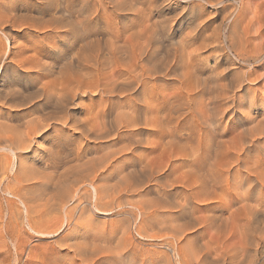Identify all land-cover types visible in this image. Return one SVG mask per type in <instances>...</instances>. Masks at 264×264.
<instances>
[{
  "label": "rangeland",
  "instance_id": "1",
  "mask_svg": "<svg viewBox=\"0 0 264 264\" xmlns=\"http://www.w3.org/2000/svg\"><path fill=\"white\" fill-rule=\"evenodd\" d=\"M73 1H75L76 3L72 2L71 4L72 6L69 9L72 16L76 15V11H78L77 6L79 4L80 5L78 6V9L79 7L85 8L84 12H86V14L89 13L91 17H93V15L94 16L97 15L98 12L101 10V9L99 10V6H96L97 5L96 1L98 3V0L96 1L86 0L87 2L83 0L85 1V3H88L89 6L88 4H83L84 2H82V0H73ZM89 2L90 3L93 2L92 3L93 5H91ZM156 2H157V8L158 7L159 8L153 12V16H154L153 18H155V21H158V19L159 20L163 19L162 21L160 20L162 24L161 23L158 24L159 26L157 28L158 29L157 33L160 34V32H163L164 36L168 37V38L167 37L163 38L162 37L163 34H162L160 38L162 37L164 40L166 39L164 41L165 44L162 43L154 44L157 46V47L154 46V48L159 49L157 50L158 56L156 57V60L158 59L157 61H159L158 63L162 67H164L165 65V69L167 68L169 74L164 76L162 74L160 76L157 75L158 76L157 81H153L155 84L153 82L150 83V85L153 88L156 86L154 89H156L157 91L160 89L158 92V96L154 97L153 100L154 103L152 102L153 103L152 105L161 106L162 111H166V114L168 116L167 119H169L167 120L168 123L166 122V125H168V128H166V130L177 129L176 130L177 136L175 135L174 138L172 137L173 139L167 136L163 141L162 136L164 137V135L162 134L165 133H161V132L159 133L156 129H153V127L151 128L150 126L149 128H147L148 126L145 127L141 125L142 127L139 126L140 132H138L136 135H131L128 131L130 128H125L122 126H120L119 128V126L111 124L113 126L109 127L110 128L109 132H111L112 130L113 132L108 134L109 136H107L106 138L102 137L99 139L91 135H88L86 137L85 135L82 134V132L85 131L88 125H86L87 127L85 126V124L82 125V121L86 118H88L90 121V119L94 116V112L99 108V104L103 101L101 97L94 92L78 94L74 98L68 99L67 103L63 106L62 111L66 112V114L70 116V119L64 122L54 121V123L51 124V127L49 129H44L33 137V140L30 142L29 147L27 149H24L22 152L19 153L16 152L17 157L15 158L11 157L9 159L8 162H10V167L12 164L11 171L15 175L12 172L7 174L8 167L4 169L2 173L0 172V180H1L0 181L1 183L0 184V264H31V263L51 264L52 262L55 263L56 260H57L56 263L58 262L57 264H63V263L64 264H97V263L99 264L100 262H101L100 264H104L105 262H106L105 264H122V263L123 264H129V263L130 264H174V263L175 264H264V199H262V197L260 198V196L264 195V185L258 186L256 181L254 179H251L252 174H254L252 172L253 165H256L257 163L256 170L259 174L263 176V178L261 179L260 178L261 175H259L260 176L259 180L261 179L260 182L262 181L261 183H264V132H263L264 130V0H208V1L207 0H202V1L156 0ZM21 3L24 4L26 8L23 9L25 11V13L23 12L24 14L21 13L20 10H17L20 8ZM43 3L44 0H0V49H1L0 67L4 65L3 63H7L8 72L15 71L18 73L16 80L17 82L16 87L18 86L22 88L26 86L27 88H23L22 91L24 92L25 95L28 96H31L33 94L34 89H36L37 86L36 82H40V81L43 82L48 80L47 78H45V75H39L38 76L39 79L35 81V77L37 75L34 74L33 69L29 67L30 66L29 62L32 61V59L34 60L39 56H40L39 58L41 59L43 58V61H45L47 57H48L47 59L49 60L50 58L51 59L56 58L59 52L62 53L64 51V44H65L64 42H66L64 39L65 35L61 33L60 29L41 28L43 26L42 23L46 24L45 21L49 20L52 16V13H47L45 12V10L37 9V7L41 6ZM158 4L160 6H158ZM75 5L76 7H74ZM82 5L85 7H81ZM10 9L12 10L13 13L10 11ZM71 9H73V11L75 12H73ZM104 9L105 8H103L100 11L101 13L99 12L100 13L99 17L103 16V18H105V15L107 16L110 15L109 17L107 16L106 17L109 19L111 18L110 21L112 20L113 23L122 19L125 24L120 23V26L126 25V22L128 24V22L131 21L129 20V18L134 20L132 14L128 13V11L126 10L119 11L117 13H114L113 15V12H111L114 11L113 9L111 8L110 9L108 8L106 10ZM71 11L73 12V14ZM90 11L93 12V13L91 12L92 15ZM19 12L20 15H25V18L23 17L24 19H22V17L18 15ZM123 13L125 14V17ZM112 18H114L115 20ZM125 20H129V21H125ZM29 23L30 24L35 23L36 27L33 28L30 27ZM100 25L102 24H99L98 26L99 27L103 26ZM112 25L113 24H110L108 26L109 27L108 29L110 28L113 29V27H115V25L114 26ZM38 26L41 29H39ZM160 27L162 28V30H160ZM115 30L117 31V27L115 28ZM163 30H166V34L165 31ZM120 31H122V27L116 33L123 37V34ZM59 33H61L60 36ZM62 39L64 40V42ZM71 40L72 39L70 38L69 41ZM159 46H162L163 48ZM161 48L164 50V53L160 52ZM180 53L182 57H180ZM162 56L164 57L162 58ZM44 57L46 58L44 59ZM15 58L16 60H24L23 62L25 63L24 64L25 67L20 68L17 67L16 64L13 65L14 63L12 62V60ZM160 59H162V62ZM170 59H172L171 60L172 64H170L171 63ZM169 69L171 71H169ZM0 76H1V68H0ZM6 83H7V79L0 77V90L3 91ZM197 90L199 93L197 92ZM200 90L204 92H201ZM126 94L125 93L120 94L121 99L119 95L115 96L116 98H114L113 101L115 103H120V102L122 103L123 100L124 102L127 101L128 99ZM202 95L204 97H201ZM213 95L216 96L214 97L215 104L217 100L216 105L212 104L214 103ZM139 96L142 95L139 94L138 97ZM122 97H125L127 100ZM160 97L163 99H160ZM208 97L209 99H207ZM251 97H253L252 99L253 102L251 101ZM199 100H201L200 101L201 103L199 102ZM209 100L210 103L206 105L205 103H208ZM230 100L234 103H232ZM169 102L170 105L168 104ZM249 102L251 104H249ZM201 104L207 106V107L205 106L203 107L206 109L205 111L206 113H203L205 115L206 114L208 115L211 112L214 113L217 109L219 111L221 110L222 112L225 111L224 109H226L225 114L224 113L222 114V112L221 111L219 112L218 110L215 112L216 114L221 113L223 117L222 115H218V114L214 115L215 120L213 122V125L214 124L216 125L218 123L216 122L218 121L216 117H219V124L221 125V126L219 124H217L218 126L216 125L218 130L221 129L219 131L217 130L218 140H216L217 137L215 135L216 141L218 142L223 141L221 143H224L232 139L234 136L239 141L237 137V133H238L237 129L239 131L243 127L245 130L242 131L243 128L241 129L244 136L242 140V142L244 143H241L242 146L249 147L252 145L254 146L256 145L255 147L259 149V151L256 148L254 149V146H252L253 148L250 147V151L249 154L247 155V159H245L247 163L250 162L249 163V165L251 164L250 168L249 165L246 164L245 160L240 167L236 166L237 167L236 168L235 167L236 163L234 162V159L232 160V157L229 155H232L233 153H237V150L232 145H230V147L228 148L233 150L232 152L229 151L228 149H225L226 148L225 146H222L221 148L223 150L220 149L221 153L219 154V156H217L218 159L221 160L223 158V161L226 164L230 160L228 165L229 167L230 166L232 167V168L230 167L231 173L232 172L237 173L235 176H231L229 181L233 182L239 176L238 177L239 179L237 178L236 181L241 179L242 180L246 179L245 182L243 183L245 185L242 184L243 185L242 186L240 184L241 187H239L237 190L240 191L241 189L240 192L238 193L237 191L235 193L231 192L232 195L231 199L228 198V194L225 195L226 191L225 192L218 191L216 192V194H218V199H214L213 201H202L200 199L194 202L192 200H189L187 202L188 204L186 203V208L184 210L186 214L185 212L181 214V212H179V208L176 207L177 209L176 208L174 209V205L178 202H183L182 199H184L183 196L185 194L186 189L184 185L180 183L179 184L176 183L172 185L168 182L169 186L167 184L164 185V183L166 182L165 180L167 178L164 177L163 179L162 176H165L169 170H172L173 174H171V176L169 177V179H167V181L173 180L178 176L179 177L183 176L182 172H185L186 170L184 164L185 159L180 157L179 153H177L176 151H174L172 155L171 153H167L166 151H164L163 148L160 146L161 144L160 142L162 141L166 142L170 139L172 140L176 139L178 141H181V144L184 145L185 144L184 138L186 137L185 134H187V130L190 129L192 125H194L193 127H197L198 125L196 123L205 121V120L201 121V119L203 118L202 112H204L202 110H205V109H199V106L200 108H202ZM213 105H215V107ZM217 106H219V108H217ZM118 107H119L118 105L116 106L114 105L113 111L114 112H117L118 110L120 111L121 108ZM207 108L210 109L209 111L211 112L207 111L208 110ZM211 108L215 110L213 111V109ZM0 109H1L0 120L2 118V122H3L1 123L0 121V123L3 125L6 124V126L7 124L8 126H10L11 123L12 125L15 126L16 123L22 122V119L17 117L22 116L24 112L21 111L27 110L24 109L21 111H16L14 108H10L8 104H6V106L0 105ZM124 110L127 111L128 109H124ZM186 111L188 113H186ZM198 111L199 113L200 112L201 113L200 114L197 113ZM230 111L231 113H229ZM194 112H196L197 117L194 116L195 115ZM228 113L231 114L230 117ZM112 114L114 115V113ZM174 114L175 116H173ZM113 115L111 116L109 115V120L113 117ZM140 115H142L141 110H139V116ZM188 116L189 117L191 116V119L187 118ZM175 117L177 118L180 117V120H178ZM195 117H196V121L198 120V122L194 120ZM3 119L5 120V122ZM176 119L178 120L177 122H175ZM118 120H124V118L122 119L119 118ZM188 120L190 124H188L189 123ZM190 120L194 124H192ZM243 120L246 121V123L243 122ZM183 121L188 125H190L189 126L190 128H188L187 124H186L187 126L185 125V123L183 124ZM251 121L253 122L254 125L252 124ZM174 122L175 124L178 123L177 126L174 125L175 127H173ZM250 122L251 124H249ZM180 123L183 125H180ZM256 123L257 126H255ZM89 124H92V121H90ZM200 124H199L200 127L202 128L205 127L204 126L205 124L204 125H202L203 123ZM246 124H249V127ZM184 125L188 129L184 128L185 127ZM229 127L231 128L229 129ZM234 127L235 129L236 128L237 129L236 130L232 129ZM256 127L259 129L261 128L260 131L258 129L256 130ZM250 128L251 130L253 129L256 130L257 132L256 133L255 131L252 130L251 134H249L251 136L256 133L254 136H251L253 138L252 140L250 139V136L248 137V133H250L249 131ZM115 129L116 131H114ZM261 130H262V134L260 133V135H258L259 132H261ZM117 131L120 133H118ZM220 131H222V133ZM245 131H247L248 133H245ZM218 132L221 134L219 135ZM223 133H225L226 136L223 135ZM1 134L2 133H0V135ZM5 134L8 135L7 132ZM118 134H123L124 136L121 139L118 138V140H116V136ZM246 134H247V138H246ZM256 135L261 136V138L260 137L258 138ZM219 136L222 139H220ZM160 137H161V141H160ZM126 138H128L129 141L126 140ZM119 140L121 142H118ZM259 140L261 144H259ZM123 141L128 144L125 143L124 145ZM247 141L249 145L247 144ZM132 142L134 144H132ZM253 142L254 144H252ZM255 142L257 144H255ZM4 143H5L4 139L0 138V147L3 146ZM259 145L261 149L258 148ZM118 149L121 152L119 154L121 156H119L117 153L114 154L113 157L115 158V160L118 159L119 163L116 160L115 163L114 162L112 163V166L110 167L111 169L109 168L105 175L104 174L99 175L97 177L98 179L97 178L94 179V176L98 175V173L94 175V169L91 166V162L94 160V158H98L102 155H105L106 153H110V152L112 153L113 150L114 152H117ZM227 150L231 154H229ZM79 151L82 153V155L80 154ZM257 151L259 152V155H261L263 158L258 156ZM77 153L80 154L81 157L78 158ZM226 154L228 155V158ZM253 155L254 158H250L251 156L253 157ZM52 156L57 158L56 166L53 168L48 167L41 169L39 171L41 175L38 176L44 177L42 178V184H34L33 188H31L30 190V193L33 195L31 196L29 195L30 197L26 196V198L30 199L26 204L29 207L30 206L32 207V209H29V211L31 212L28 211L29 212L28 213L26 212L21 200L17 199L14 196H11L9 193L10 190H12V188H15V186L14 187L12 186V184H14L13 181L15 176L21 174L20 172L25 171L24 168L22 170L19 169V163H20L19 160L25 163L24 165L26 167L28 166V168L34 171L36 164H41L44 162V159L45 161H47L48 160L47 157H52ZM132 156L133 157L136 156V157L133 158ZM123 157L127 163L123 162ZM87 158L89 159V162ZM121 160L122 163H120ZM131 160H133V162ZM257 160H260L261 163L257 162ZM145 162L146 163L148 162L150 163L149 165H151L150 166L151 168H149V166L147 167L148 170L146 168V165H144L145 166L144 167L142 164ZM231 162L232 164L234 162L233 166ZM124 163H126L127 166ZM88 165H90V168L88 167ZM119 165H121L122 167H120ZM82 166L86 168L84 169ZM123 166L125 167V169L123 168ZM245 166L248 167V170L245 169ZM260 166H262V168ZM140 167H142L141 168L142 170L140 169ZM120 168H123V173L126 174L125 181H121L120 180L121 178L119 179L118 171L120 170ZM145 168L146 171L144 172L146 174L143 172ZM152 168L155 169L156 173L152 171ZM233 168L234 169L236 168V170H234ZM260 168L262 169L261 171ZM86 169L92 171L89 174L92 175L94 182L92 177L86 178L87 175L89 176V174H87L89 171ZM138 170H140L141 172ZM149 170L152 171L153 173L150 172ZM78 171H80L82 175L85 174L86 177L85 178L73 177L80 175V172L78 173ZM126 172L128 173L130 172L129 175L131 176L129 175L127 176L128 173ZM148 172L150 173L149 175ZM245 172L248 174H246ZM154 173L155 175H153ZM113 174L114 176H112ZM151 174L152 177H150ZM34 175L36 176V174ZM132 175L134 177H132ZM243 175L244 176L247 175L248 177L247 176L244 177ZM154 176L158 178L156 179ZM117 177L118 180L122 182L120 183V185L118 184L119 187L116 184ZM131 177L132 179H130ZM145 177H147V179ZM246 177L248 178L249 182L247 181ZM79 178L81 179V181L76 180L75 182L74 179H79ZM82 179L85 181H83ZM70 181L73 182L71 183ZM127 181L128 182L131 181L130 182L131 185L130 183H126ZM157 181L158 183L157 185H155ZM160 181L161 182L163 181V183H160ZM236 181L233 183L229 182V184L234 185ZM123 183L125 184L126 187L129 185V189L127 191L126 190L120 191L121 190L120 188L125 187ZM133 184L134 186H132ZM94 185L97 188H95ZM104 185L108 186L109 188H107ZM130 187L134 188V189L131 188L133 191L130 190ZM245 187L248 188V190L250 191L249 194L250 196L248 195V198L243 197L245 192ZM260 187H263V189ZM93 188L96 189V196ZM166 188L168 190H166ZM72 189L77 190L76 192H74L73 195L74 197L68 194L69 191ZM107 190L110 191L108 192ZM128 191H130L129 192L130 194L128 193ZM104 192L107 194L105 195ZM100 193H103L104 195L103 194L101 195ZM227 193L229 192L227 191ZM43 195L44 197H42ZM258 195L260 196L257 197ZM52 196L53 198H55V201H53L54 199L52 198ZM104 196L105 198H103ZM32 197L34 198L33 200H35L36 203H33V201L31 200ZM49 197L52 199L51 201L48 200ZM111 197L113 200L107 199ZM117 197L119 198V200H117ZM240 197H243V199ZM36 199L38 200V202ZM46 199L48 200V203H46L48 204V207H46L45 204V202L47 201ZM52 201L53 204H51ZM60 201H62L63 203ZM114 201L115 202L119 201L117 202L119 204L121 201L122 203L120 204L121 207L120 206L118 207V205H116L117 203H115ZM128 201L129 202L133 201V203L131 202L128 203ZM240 201L242 203H240ZM54 202H56L55 204L58 203V205L55 206L56 208L61 206L60 208L63 210H60V208L55 210L56 208L55 207L53 208L52 206L54 205ZM134 202H137V205ZM244 202L246 203V205H244L245 204ZM40 203H42V205ZM60 203L61 205H59ZM97 203L102 205L103 208L104 206L106 207L103 209L99 204L97 205ZM102 203H105L107 205H103ZM35 204H38V208L39 210L42 211L41 212L42 214L46 213L43 216V219L36 218L37 213L33 212L36 211L37 209V208L34 209ZM49 204H51L53 208L52 210H54L53 212L54 214L53 213L52 214L54 215V219L56 218L55 220L50 215L51 212L49 211L52 210L50 209L51 206L49 207ZM47 208L49 209V211ZM67 210L69 213L67 212L66 214ZM72 211H73V215L75 216L72 215ZM193 211L195 214L193 213ZM48 212L50 213L49 215ZM32 213L35 215H33ZM192 213L194 214V216ZM64 216L67 217V219H65ZM69 216H71V218H68ZM195 216L198 217L196 218L199 219L198 221L193 220L195 219ZM45 217L48 218L51 217V219L49 218L46 220ZM50 221L52 226L49 225ZM194 223L195 225H193ZM31 224L32 225L34 224L33 228ZM56 224L58 226L57 228L55 227ZM81 224L83 225L81 226ZM171 224L174 225L176 229H178L179 225L181 226V224H183V227L185 225L184 227L186 228L185 235H187V238L182 239L178 237L177 234H174V236H172L173 232L175 231H172L173 226ZM53 225L55 228L53 227ZM49 226L54 228L55 233H53L54 230L53 229L51 230L50 229L51 227ZM170 226L172 229L170 228ZM61 227L64 232L69 231L66 234H70V235L67 236L63 235V231ZM31 228L33 229V231ZM83 229L84 230L87 229L88 233L90 234H88L87 231H84ZM111 229L114 233H111L112 232ZM39 230L45 231V234L35 233L36 231ZM72 232L74 233L78 232V236L80 237L78 238L77 233L74 234ZM83 232L85 235L83 234ZM72 234L74 235V237L71 238L70 236H73ZM101 234L104 236H102ZM100 235L102 237H105L108 240V242H106V239L102 237L101 239L103 240H101ZM175 235L177 237H175ZM87 236H91V237L87 238ZM68 237L71 238L70 239L71 241L66 240L69 239ZM62 238L64 239V241H62L63 240ZM96 238L97 241L94 242V239L96 240ZM56 240L58 241L57 243ZM89 241L91 242L90 246H89L90 243ZM73 242L76 243L75 245H73L74 247L72 246ZM81 242H85L87 246H85L86 245L85 243L80 244ZM105 242L107 244H105ZM94 243H97L99 246ZM65 244L68 245L66 246ZM100 244L102 246L104 244L107 246L104 245L103 251L102 252L99 251L98 253L97 252L98 250H102ZM118 244H120L121 246L120 245L118 246ZM78 245L79 248L85 250L88 249L89 247L92 248V245L97 246V248L95 247L96 249L93 248L94 250L91 249V251L90 249H88L89 252L88 250L87 252L89 254L84 250L82 251L80 250L82 253L80 252L75 254L74 249L75 246L78 247ZM118 247L121 250L125 247L124 248L125 250L123 249L124 251L121 252ZM84 252L85 255L87 256L84 255ZM111 252H114V254L112 253L113 254L112 255ZM93 253L95 254L93 255ZM79 254L82 255V259L84 260L79 259L78 257ZM71 255L73 256L71 257ZM89 255L92 256V258L88 259L87 257H89ZM101 255H103L104 257Z\"/></svg>",
  "mask_w": 264,
  "mask_h": 264
},
{
  "label": "bare ground",
  "instance_id": "2",
  "mask_svg": "<svg viewBox=\"0 0 264 264\" xmlns=\"http://www.w3.org/2000/svg\"><path fill=\"white\" fill-rule=\"evenodd\" d=\"M86 1V0H85ZM85 1L82 0V2H84L83 4H88V3H85ZM96 1V0H95ZM191 1V0H190ZM194 1V0H192ZM198 1H202V0H198ZM208 1V0H207ZM13 2V1H12ZM72 2H75L73 0H44V3L37 7V9H42V10H45V12L47 13H52V16L49 20L45 21L46 24L42 23L43 26L41 28H58L60 29L61 33L65 35V41L63 40V42L65 43L64 44V51L61 53L59 52L57 54V57L54 58V59H47L46 57H44L45 61H43V58H35L34 60L32 59V61L29 62L30 64V68L33 69V72L34 74H36L37 76L35 77V81H37L39 79V75H45V78H47L48 80L46 81H40V82H36L37 83V86H36V89H34L33 91V94L31 96H28V95H25L24 92L22 91L23 88H27L26 86L20 88V87H16L17 85V75L18 73L17 72H8V64L7 63H3L4 65H2L1 68V76L2 78H6L7 79V83L5 84L4 86V89L3 91L0 90V105H5L8 104V106L10 108H14L16 111H21V110H24V109H27L26 111H21V112H24L22 114V116L20 117H17V118H21L22 119V122L20 123H14V125H11L6 126V124H1L3 123L2 122V118H1V125H0V133H2L0 135V138L4 139V145L0 147V172L2 173L4 169H6L8 167V173H11V168H12V164H11V167H10V162L9 159L11 157H17L16 155V152L19 153V152H22L24 149H27L29 147V144L30 142L33 140V137L35 135H37L38 133H40L42 130L44 129H49L51 127V124L54 123V121H66V120H69L70 119V116L66 114V112L62 111V108L63 106L67 103V100L68 99H71V98H74L75 96H77L78 94H84V93H87V92H94L96 93L98 96L101 97L102 101L100 104H99V108L94 112V116L90 119V121H92V124H89V119L86 118L82 121V125L85 124L88 125V127L85 129V131L82 132L83 135H85L86 137L88 135H91V136H95L96 138H106L107 136H109L108 134L112 133L113 130L111 132L110 131V128L111 124H114L116 126H122V127H125V128H130L128 131L131 135H136L139 131V126L143 125V126H148L147 128H149V126L153 129H156L159 133H165V134H162L164 135V137L162 136V140L164 141L165 137H169V138H174L175 135L177 136L176 134V130H166V128H168V125H166V122L168 118L167 114H166V111H162L161 109V106H153L152 104L154 103L153 100H154V97L155 96H158V92L159 90L157 91L156 89H154L150 83H152L153 81H157V75H168V71H167V68L165 69V65L164 67H162L156 60V57L158 56L157 54V50H159L158 48H154V44L156 43H162V44H165L163 38L165 37L164 36V33L163 32H160V34H158V24L162 22H160V20L158 19V21H155V18H153V12L158 9L157 8V2L156 0H98V3L96 1V6H99V10L105 8L104 10L106 9H113L114 11H111L113 12V15L114 13H117L119 11H122V10H126L128 11V13L132 14L134 20H132L131 18H129V20H125V21H129L128 24L126 22V25H123V26H120V23L122 24H125L123 22V20H118L117 22L113 23L112 20L110 21L109 16L105 15V18L102 17H99V14L100 13L98 12L97 15H93V17L90 16L89 13L86 14V12H84L85 8H80L78 9V5L77 6V10L76 11V15L75 16H72L69 9L71 8V4ZM87 2V1H86ZM76 3V2H75ZM90 3V2H89ZM93 3V2H92ZM92 3H90L91 5H93ZM95 4V2H94ZM11 5V4H10ZM16 5V4H15ZM74 5V4H73ZM77 5V4H76ZM76 5L74 7H76ZM225 5V4H224ZM5 6V5H4ZM13 6V5H12ZM27 6V5H26ZM87 6V5H86ZM89 6V4H88ZM87 6V7H88ZM158 6H160L158 4ZM216 6V5H215ZM2 7V6H1ZM81 7H85V6H81ZM103 7V8H101ZM108 7V8H107ZM17 8V7H16ZM25 8L24 4H20V8L17 9V10H20L21 13H25V11L23 10ZM5 9V8H4ZM26 9V8H25ZM76 9V8H74ZM96 9V8H95ZM94 9V10H95ZM7 10V9H6ZM73 11V9H71ZM88 10V9H87ZM97 10V9H96ZM10 11L12 12V10L10 9ZM15 11V9H14ZM71 11V12H72ZM232 11V10H231ZM20 12H19V16L22 17V19L25 18V15H20ZM39 12V11H38ZM75 12V11H73ZM72 12V14H73ZM92 11H90L91 13ZM236 12V11H235ZM10 13V12H9ZM13 13V12H12ZM11 13V14H12ZM23 13V14H24ZM93 13V12H92ZM91 13V15H92ZM109 13V11H108ZM107 13V14H108ZM156 13V12H155ZM96 14V13H95ZM103 14H104V11H103ZM120 14V13H119ZM118 14V15H119ZM124 14V13H123ZM16 15V14H15ZM102 15V14H101ZM112 15V16H113ZM117 15V16H118ZM18 16V17H19ZM107 16V17H106ZM116 16V14H115ZM128 16V15H127ZM126 16V17H127ZM161 16V15H160ZM12 17V16H10ZM24 17V18H23ZM124 17H125V14H124ZM129 17V16H128ZM121 18V16H120ZM123 18V16H122ZM225 18V17H224ZM114 19V18H112ZM127 19V18H126ZM115 20V19H114ZM163 20V19H162ZM161 20V21H162ZM23 21V20H22ZM229 23V22H228ZM30 24V23H29ZM41 24V23H39ZM99 24H102L100 26L102 27H99L98 25ZM110 24H113L112 26L115 25V27H113V29H108L109 25ZM54 25V26H53ZM30 27H36V24L35 23H31L29 25ZM40 26V25H39ZM38 26V27H39ZM37 27V28H38ZM111 27V26H110ZM117 27V31L122 27V34H123V37L119 34H117L115 28ZM164 27V26H163ZM39 27V29H41ZM36 29V28H35ZM160 30H162V28L160 27ZM167 30V29H166ZM166 30H163L165 31V34H166ZM59 31V32H60ZM115 32V33H114ZM119 32V33H120ZM59 33V36L60 34ZM169 33V32H168ZM167 33V34H168ZM121 34V33H120ZM158 34V35H156ZM163 34V36H162ZM58 36V34H57ZM160 36H162L160 38ZM63 37V36H62ZM167 37V36H166ZM165 37V38H166ZM208 37V36H207ZM70 38L72 39L71 41ZM168 38V37H167ZM226 39V38H225ZM168 40V39H167ZM8 42V41H7ZM161 44V45H162ZM159 45V44H158ZM226 45V44H225ZM10 46V45H9ZM165 46V45H164ZM157 47V46H156ZM159 47H162V46H159ZM163 48V47H162ZM160 49V52H163L164 53V50L163 49ZM165 48V47H164ZM180 49V48H179ZM257 49V48H256ZM196 50V49H195ZM1 51V49H0ZM178 51V50H177ZM44 52V51H43ZM256 52V51H255ZM55 53V52H54ZM57 53V52H56ZM257 53V52H256ZM51 55V54H50ZM163 55V54H162ZM178 55V54H177ZM161 56V55H160ZM159 56V57H160ZM239 56V55H238ZM17 57V56H16ZM164 56H162L163 58ZM180 57L181 56V53H180ZM243 57V56H242ZM10 58V57H9ZM178 58V57H177ZM244 58V57H243ZM12 59V58H11ZM161 62H162V59H160ZM172 59H170L171 61ZM178 60V59H177ZM11 61V60H10ZM24 60H16L13 59L12 63L13 65L16 64L17 67H25L24 66ZM59 61V62H58ZM157 61V62H156ZM167 61V60H166ZM168 62V61H167ZM9 63V61H8ZM170 63V62H169ZM168 63V65H169ZM28 64V63H27ZM172 64V61L171 63ZM175 64V63H174ZM12 65V66H13ZM167 67V66H166ZM176 67V66H175ZM10 68V67H9ZM172 68V67H171ZM18 69V68H17ZM174 70V68H173ZM172 70V72H173ZM206 70V69H205ZM169 71H171L169 69ZM29 75V74H28ZM34 81V82H35ZM154 83V82H153ZM155 84V83H154ZM227 86V85H226ZM201 88V87H200ZM199 88V89H200ZM236 89V88H235ZM202 90V89H201ZM200 90V91H201ZM205 90V88H204ZM198 92V90H197ZM201 92H204V91H201ZM126 94L127 96V99L125 97H122V98H125L127 101L121 103H115L113 101L114 98H116L115 96L119 95L120 94ZM199 93V92H198ZM142 95V96H139L138 95ZM161 94V93H160ZM163 94V93H162ZM197 94V93H195ZM202 94V93H201ZM200 94V95H201ZM211 94V93H209ZM118 96V97H119ZM198 96V95H196ZM210 96V95H209ZM212 96V95H211ZM236 96V95H235ZM117 97V98H118ZM129 97V98H128ZM200 97V96H199ZM201 97H204L203 95ZM216 97L213 95V98ZM157 98V97H156ZM195 98V97H194ZM198 98V97H197ZM211 98V99H213ZM119 99V98H118ZM120 99H121V96H120ZM160 99H163L160 97ZM159 99V100H160ZM209 99V97L207 98ZM218 99V98H217ZM253 97H251V101H252ZM117 100V99H116ZM156 100V99H155ZM191 100V99H190ZM202 100V99H201ZM199 100V102L201 101ZM204 100V99H203ZM235 100V99H234ZM228 101V100H227ZM231 101V100H230ZM256 101V99H255ZM153 102V103H152ZM166 102V101H165ZM232 102V101H231ZM230 102V103H231ZM253 102V101H252ZM201 103V102H200ZM203 103V101H202ZM205 103V102H204ZM210 103V100L208 103H205L206 105ZM234 103V102H232ZM236 103V102H235ZM170 105V102L168 103ZM199 104V103H198ZM212 104H215V98H214V103ZM216 104H217V100H216ZM215 104V105H216ZM249 104H251L249 102ZM254 104V103H253ZM114 105H118L121 109L120 111L118 110H115L117 112H114ZM165 105V103H164ZM186 105V104H185ZM200 105V104H199ZM201 104V107L199 106V109H205L203 108L204 106L207 107L206 105H203ZM215 105H213L215 107ZM232 105V104H231ZM255 105V104H254ZM209 106V105H208ZM235 106V105H234ZM118 107V108H119ZM168 107V106H167ZM212 107V106H211ZM228 107V106H227ZM231 107V106H230ZM117 108V109H118ZM184 108V107H183ZM188 108V107H187ZM209 108V107H208ZM207 108V109H208ZM217 108H219V106H217ZM124 109H128L127 111H125ZM213 109V108H211ZM235 109V108H234ZM232 109V110H234ZM139 110H141L142 112V115L139 116ZM166 110V109H165ZM210 109H208L207 111H209ZM215 109H213L214 111ZM218 110V109H217ZM216 110V111H217ZM226 111V109H224ZM1 111V109H0ZM201 111V110H200ZM204 112L203 113H206V109L205 110H202ZM215 111V112H216ZM219 111V110H218ZM221 111V110H220ZM219 111V112H220ZM225 111H221L222 114L224 113L225 114ZM211 112V111H209ZM210 113V114H203L205 116V119H204V116L202 115V120H205L203 122H200V123H203L202 125H204L205 127L202 128L199 126V122L198 120L196 121V112L194 116L195 117V121L198 122L196 123L194 120V122L198 125L197 127H193L194 125H192V127L190 128L188 124H190L189 120H188V124L185 123L183 121V124L185 123V125L187 124L188 125V129L185 125L184 128H187V134L186 137L184 138L185 139V144L182 145L181 144V141H178L176 139L172 140H168L166 142H160V146L163 148L164 151H166L167 153H172L174 151H176L177 153H179V156L182 157L183 159H185V167H186V170L185 172H182L183 173V176L181 177H177L173 180H168L169 177L171 176V174H173L172 170H169L168 173L165 175V176H162L163 179L164 177H166L167 179L165 180L166 182L164 183V185H168V182L170 184H176V183H180V184H183L186 191H185V194L183 196L184 199L183 202H178L174 205V209L177 207L179 208V212H181V214H183L185 211V208H186V203L189 201V200H192V201H197V200H202V201H213L214 199H218V194H216V192L218 191H221V192H225V195L228 194V198H232V195H231V192L235 193L239 187H241V185L245 182L246 179H241V180H237V177L236 178V183H234V185H230L229 184V179L231 176H235L237 173L236 172H232L231 173V170H230V167L228 165V163H224L223 161V158L220 160L218 159L217 156H219V154L221 153L220 152V149H222L221 147L222 146H225L224 148L225 149H228L230 147V145H232L236 150H237V153H233L232 155H229L232 157V160L234 159V162L236 163L235 167H240L243 163H244V160L247 159V155L249 154V151H250V147L254 146H249V147H243L241 143H244L242 142L243 140V132L245 129L243 128V130L241 131V129L238 131L237 129V137L239 139V141L236 139V137L232 136L230 140L224 142V143H221L223 141H216L218 140V137H217V124H219V117H216L218 119V122L216 125L214 124L213 125V122H214V115L216 113ZM114 113V115L112 114ZM186 113H188L186 111ZM191 113V111H190ZM199 113V111L197 112ZM201 113V112H200ZM199 113V114H200ZM231 113V111L229 112ZM228 113V114H229ZM237 113V112H236ZM18 114V113H16ZM177 114V113H176ZM218 114V113H217ZM216 114V115H217ZM221 113L218 114V115H222ZM233 114V113H232ZM235 114V113H234ZM109 115H113V117L109 120ZM188 115V114H187ZM231 114H229V117H230ZM236 115V114H235ZM18 116V115H17ZM175 116V114L173 115ZM179 116V115H177ZM246 116V115H245ZM3 117V116H2ZM9 117V116H8ZM181 117V116H180ZM180 117L177 118L178 120H180ZM200 117V116H198ZM223 117V115H222ZM234 117V116H233ZM249 117V116H247ZM6 118V117H5ZM116 118H124V120H118ZM185 118V117H184ZM187 118H190L191 119V116L187 117ZM186 118V119H187ZM193 118V117H192ZM246 118V117H245ZM261 118V117H260ZM9 119V118H7ZM175 120V122H177L178 120ZM185 119V121H186ZM221 119V118H220ZM242 119V118H241ZM4 120V119H3ZM200 120V119H199ZM222 120V119H221ZM220 120V121H221ZM231 120V119H230ZM246 120V119H244ZM246 123V121H244ZM251 120V119H249ZM191 121V120H190ZM232 121V120H231ZM254 121V120H253ZM5 122V120H4ZM7 122V121H6ZM18 122V121H17ZM173 124V127L177 126L178 123ZM248 122V121H247ZM252 122V121H251ZM251 122L249 124H251ZM168 123V122H167ZM182 123V122H181ZM180 125H183L181 124ZM192 123V121H191ZM261 123V122H260ZM194 124V123H192ZM240 124V122H239ZM249 124H246L248 127H249ZM253 124V122H252ZM175 125V126H174ZM201 125V124H200ZM214 127H212V126ZM220 125V124H219ZM254 125V124H253ZM196 126V125H195ZM216 126V127H215ZM221 126V125H220ZM231 126V125H230ZM240 126V125H239ZM255 126H257V123L255 124ZM142 127V126H141ZM233 127V125H232ZM246 127V128H248ZM251 127V126H250ZM254 127V126H253ZM259 127V126H258ZM260 127H261V124H260ZM118 128V129H119ZM178 128H179V125H178ZM221 128V127H220ZM223 128V127H222ZM231 127H229L230 129ZM255 128V127H254ZM4 129V130H3ZM113 129V128H112ZM117 129V130H118ZM124 129V128H123ZM145 129V128H144ZM226 129V128H225ZM234 130V128H232ZM259 130V128L256 127V130ZM263 129V127H262ZM126 130V129H125ZM146 130V129H145ZM180 130V129H179ZM221 130V129H219ZM218 130V131H219ZM227 130V129H226ZM247 130V129H246ZM253 130V129H252ZM251 128L249 129L250 133H248L247 131H245V133H248V137L250 136L249 134H251L252 132ZM256 130H253L256 132ZM116 131V129L114 130ZM124 131V130H123ZM126 131V132H128ZM147 131V130H146ZM164 131V132H163ZM182 131V130H181ZM186 131V130H185ZM8 133V135H6L5 133ZM118 132V131H117ZM148 132H151V131H148ZM184 132V131H183ZM222 133V131H220ZM224 132V131H223ZM226 132V131H225ZM228 132V131H227ZM264 132V130H263ZM116 133V132H115ZM120 133V132H118ZM125 133V132H124ZM168 133V134H167ZM221 133L218 132V134L220 135ZM257 133V132H256ZM255 133V134H256ZM260 133L262 134V130L261 132H259L258 135H260ZM42 134V133H41ZM117 134V133H116ZM228 134H231V133H228ZM235 134V133H234ZM233 134V135H234ZM254 134V133H253ZM254 134V135H255ZM126 135V134H125ZM129 135V134H128ZM174 135V136H173ZM183 135V134H182ZM215 135L217 137V139L215 140ZM223 135H225V133H223ZM236 135V134H235ZM254 135H251V136H254ZM256 135L258 138L261 136H258ZM124 135L123 134H118L116 136V140L121 139ZM222 136V135H221ZM226 136V135H225ZM224 136V138H225ZM231 136V135H230ZM250 136V139L252 140L253 138ZM94 137V138H95ZM129 137V136H127ZM131 137V136H130ZM220 137V136H219ZM168 138V139H169ZM177 138V137H176ZM179 138V137H178ZM180 138H181V135H180ZM183 138V136H182ZM223 138V139H224ZM246 138H247V134H246ZM257 138V139H258ZM131 139V138H130ZM220 139H222L220 137ZM219 139V140H220ZM249 139V138H248ZM246 139V140H248ZM125 140V139H123ZM126 140H128V138H126ZM183 140V139H182ZM250 140V141H251ZM129 141V140H128ZM160 141H161V137H160ZM256 141V140H254ZM118 142H121L120 140ZM252 142V141H251ZM250 142V143H251ZM124 145L126 142H124ZM183 143V142H182ZM194 143V144H193ZM128 144V143H126ZM132 144H134L132 142ZM181 144V145H180ZM247 144L249 145L248 141H247ZM254 144V142L252 143ZM255 144H257L255 142ZM259 144L260 143V140H259ZM130 145V144H129ZM245 145V144H244ZM147 146V145H146ZM256 146V145H255ZM254 146V149L256 148ZM157 147V146H156ZM124 148V147H123ZM131 148V147H130ZM253 148V147H252ZM251 148V149H252ZM260 148V145L259 147ZM263 148V147H262ZM224 149V151H225ZM257 149V148H256ZM261 149V148H260ZM223 150V149H222ZM229 151H233L231 149H228ZM227 150V152H228ZM259 151V149H257ZM82 151V150H81ZM254 151V150H253ZM257 151V152H258ZM262 151V150H261ZM80 152V151H79ZM123 152V151H122ZM127 152V151H126ZM129 152V151H128ZM131 152V151H130ZM226 152V153H227ZM263 152V151H262ZM59 153V152H58ZM118 155L121 153L118 149L117 152H113L111 153H106L105 155H102L98 158H94V160L91 162V166L93 167L94 169V175L96 173H98V175H95L94 176V179L97 178L99 175H105L106 172L108 171V169L112 166V163L118 162V159L115 160V158L113 157L114 154H117ZM223 153V152H222ZM229 153V152H228ZM251 153V152H250ZM253 153V152H252ZM80 154L82 155V153L80 152ZM80 154L77 153V157H81ZM231 154V153H229ZM261 154V152H260ZM255 155V154H254ZM254 155L253 157L251 156L250 158H254ZM263 155V154H262ZM59 156V155H58ZM121 156V155H119ZM227 158H228V155L226 154ZM258 156L262 157L261 155H259V152H258ZM60 157V156H59ZM66 157V156H65ZM83 157V156H82ZM85 157V156H84ZM133 157V156H132ZM136 157V156H135ZM133 157V158H135ZM256 157V156H255ZM259 157V158H260ZM48 160L45 161L44 159V162L41 163V164H36L35 165V169L34 171L30 168H28V166L26 167L22 161L19 160V169H23L25 171H22L20 172L21 174H18L17 176H15L14 178V184H12V186L15 188H12V190H10V195L11 196H14L16 197L17 199H20L21 202L23 203V206L26 210V212L29 211V209H32V207L30 208L26 203H28V201L30 200L29 198H26V196L30 197L31 194L30 193V190L31 188H33L34 184H42V178L44 177H41V176H38V175H41V173L39 172L41 169H44V168H53L56 166V163H57V158L52 156V157H47ZM86 158V157H85ZM132 158V159H133ZM263 158V157H262ZM120 159V158H119ZM249 159V158H248ZM60 160V159H59ZM88 162H89V159L87 158ZM86 160V162H87ZM141 160V159H139ZM226 160V159H225ZM253 160V159H252ZM262 160V159H261ZM133 162V160H131ZM135 161V160H134ZM17 162V160H16ZM123 162H126V160H124V157H123ZM144 162V160H143ZM233 162V164H234ZM246 162V160H245ZM256 162V160H255ZM257 162H260V160H257ZM46 163V164H45ZM119 163V162H118ZM117 163V164H118ZM122 163V160L121 162ZM127 163V162H126ZM124 163V164H126ZM146 163V162H145ZM142 163L143 166L146 165V168L149 166V168H151L149 165L150 163ZM250 162H246V164L249 165ZM252 163V162H251ZM261 163V162H260ZM259 163V165H260ZM263 163V162H262ZM116 164V165H117ZM130 164V162H129ZM141 164V163H140ZM141 164V165H142ZM232 164V162H231ZM232 164V166H233ZM254 164V162H253ZM246 165V166H248ZM258 165V166H259ZM14 166V164H13ZM30 166V165H29ZM97 166V167H96ZM115 166V165H114ZM118 166V165H117ZM120 167H122L121 165H119ZM127 166V164H126ZM134 166V165H133ZM142 166V167H143ZM245 166V169L248 170V167ZM251 164L249 165V168H250ZM256 166H257V163L256 165H253V173L252 174V177L251 179H254L257 183V185L259 186H263L264 183H261L260 180L263 178V176L261 174H259L256 170ZM31 167V166H30ZM84 169L86 167L82 166ZM88 167L90 168V165H88ZM96 167V168H95ZM140 167V169L142 168ZM145 167V166H144ZM184 167V168H185ZM236 167V168H237ZM262 168V166H260ZM34 168V167H32ZM113 168V167H112ZM118 168V167H116ZM123 168L125 169V167L123 166ZM123 168H120V170L118 171V176H119V179L121 181H125L126 179V174L123 173ZM128 168V167H127ZM126 168V169H127ZM146 168L144 171H146ZM232 168V167H231ZM236 168L234 170H236ZM243 168V167H242ZM260 168V171L262 170ZM39 169V170H38ZM111 169V168H110ZM135 169V168H134ZM167 169H168V166H167ZM178 169V168H177ZM232 169V170H233ZM244 169V168H243ZM82 170V169H81ZM88 170V169H86ZM84 170V171H86ZM114 170H115V167H114ZM118 170V169H117ZM142 170V169H141ZM148 170V168H147ZM151 170V169H150ZM149 170V171H150ZM233 170V171H234ZM239 170V169H237ZM242 170V169H241ZM259 170V169H258ZM32 171V172H30ZM89 171V172H88ZM87 174H89L90 172H92L91 170H88ZM129 171V170H127ZM140 171V170H138ZM152 171L155 172V169L152 168ZM150 171V172H152ZM176 171V170H175ZM246 171V170H245ZM251 171V170H249ZM248 171V172H249ZM61 172V171H60ZM68 172V171H67ZM80 171H78L79 173ZM133 172V171H131ZM137 172V171H136ZM141 172V171H140ZM142 172V174H143ZM152 172V173H153ZM166 172V171H165ZM238 172V171H237ZM13 173V172H12ZM16 173V171H15ZM66 173V172H65ZM114 173V172H113ZM128 173V172H126ZM145 173V172H144ZM156 173V172H155ZM155 173L153 175H155ZM241 173V172H240ZM246 173V172H245ZM14 174V173H13ZM36 174V176L34 175ZM69 174V173H68ZM92 174V173H91ZM109 174V173H108ZM107 174V175H108ZM112 174V173H111ZM110 174V175H111ZM130 174V172L127 174V176ZM141 174V173H140ZM146 174V173H145ZM144 174V175H145ZM150 173L148 172V175ZM242 174V173H241ZM248 174V173H246ZM12 175V174H11ZM15 175V174H14ZM13 175V176H14ZM43 175V174H42ZM76 175V174H74ZM109 175V176H110ZM250 175V174H249ZM254 175V176H253ZM261 175V177L259 176ZM64 176V174H63ZM114 176V174L112 175ZM131 176V175H129ZM143 176V175H142ZM244 176V175H243ZM247 176V175H245ZM244 176V177H245ZM73 177H82V178H85V174L82 175L81 172H80V175H77V176H73ZM88 177H92V175L89 174V176L87 175L86 178ZM111 177V176H110ZM132 177H134L132 175ZM132 177L130 179H132ZM152 177V174L151 176ZM155 177V176H154ZM161 177V176H159ZM241 177V176H240ZM248 177V176H247ZM246 177V178H247ZM259 177L261 178L259 180ZM100 178V177H99ZM116 178V176H115ZM147 179V177H145ZM156 178V177H155ZM154 178V179H155ZM158 178V177H157ZM156 178V179H157ZM234 178V177H233ZM93 179V177H92ZM91 179V180H92ZM94 179H93V182H94ZM98 179V178H97ZM101 179V178H100ZM108 179V178H107ZM114 179V178H113ZM134 179V178H133ZM232 179V178H231ZM239 179V178H238ZM3 180V179H2ZM44 180V179H43ZM67 180V179H66ZM75 182L76 180H80L81 179H74ZM73 180V181H74ZM83 180V179H82ZM90 180V181H91ZM104 180V179H102ZM250 180V179H249ZM1 181V180H0ZM72 181V182H73ZM79 181V182H80ZM85 181V180H83ZM99 181V180H98ZM121 181L118 180V177H117V180H116V184L120 185V183H122ZM155 181V180H154ZM159 181V179H158ZM158 181L156 182L155 185H157ZM233 181V182H235ZM243 181V182H242ZM247 181H248V178H247ZM253 181V180H251ZM250 181V182H251ZM71 182V181H70ZM71 182V183H72ZM131 181H127L126 183H130ZM151 182V180H150ZM149 182V183H150ZM233 182H230V183H233ZM238 182V183H237ZM249 182V181H248ZM96 183V182H95ZM160 183H163V181ZM1 184V183H0ZM75 184V183H74ZM73 184V185H74ZM124 184V183H123ZM147 184V183H146ZM241 184V185H240ZM247 184V182H246ZM249 184V183H248ZM254 184V182H253ZM97 185V184H96ZM116 185V186H117ZM118 185V187H119ZM128 185V184H126ZM131 185V183H130ZM154 185V184H153ZM161 185V184H160ZM245 185V184H243ZM242 185V186H243ZM8 186V185H7ZM95 186V185H94ZM106 186V185H104ZM103 186V188H104ZM110 186V185H109ZM125 186V184H124ZM134 186V184L132 185ZM167 186V187H168ZM255 186V184H254ZM75 187V186H74ZM86 187V186H85ZM107 188H109L108 186H106ZM117 187V188H118ZM160 187V186H159ZM166 187V186H165ZM250 187V186H249ZM95 188H97L95 186ZM111 188V187H110ZM113 188V186H112ZM130 187V190L134 189ZM252 188V187H251ZM263 189V187H260ZM259 188V189H260ZM83 189V188H82ZM94 189V188H93ZM122 190H128L129 189V185L126 187H122L120 188ZM160 189V188H159ZM250 189V188H249ZM2 190V189H1ZM7 190V189H6ZM98 190V189H97ZM105 190V189H104ZM117 190V189H116ZM163 190V189H161ZM160 190V191H161ZM166 190H168L166 188ZM243 190V189H242ZM253 190V189H252ZM251 190V191H252ZM77 190L76 189H72L69 191L68 194L70 195H74V192H76ZM101 191V190H100ZM99 191V192H100ZM108 191V190H107ZM110 191V190H109ZM108 191V192H109ZM119 191V192H120ZM133 191V190H132ZM159 191V192H160ZM227 191L229 193H227ZM241 191V189H240ZM240 191H237L240 192ZM102 192V191H101ZM115 192V191H113ZM117 192V191H116ZM118 192V193H119ZM130 191H128L129 193ZM162 192V191H161ZM260 192V191H259ZM262 192V191H261ZM94 193H95V196H96V189H94ZM105 193V192H104ZM127 193V192H126ZM127 193V194H128ZM165 193V192H164ZM163 193V194H164ZM243 193V191H242ZM98 194V193H97ZM101 195L103 193H100ZM107 193H105L106 195ZM122 194V193H121ZM125 194V192H124ZM130 194V193H129ZM250 194V191L248 190V188L245 187V192H244V196L243 197H246L248 198V195ZM258 194V193H257ZM30 195V196H29ZM69 195V196H70ZM104 195V194H103ZM109 195V194H108ZM119 195V194H118ZM237 195V194H235ZM240 195V194H239ZM261 195V194H260ZM260 195H258L257 197H259ZM55 196V195H54ZM62 196V195H61ZM65 196V195H64ZM83 196V195H82ZM110 196V195H109ZM107 196V197H109ZM250 196V195H249ZM264 196V195H263ZM263 196H260V198ZM44 197V195L42 196ZM74 197V196H73ZM235 197V196H234ZM233 197V199H234ZM237 197V196H236ZM243 197H240L243 199ZM39 198V197H38ZM37 198V199H38ZM41 198V197H40ZM50 198V197H49ZM48 200L51 201L52 199L50 198ZM53 198V196H52ZM69 198V197H67ZM105 198V196L103 197ZM114 198V197H113ZM120 198H121V195H120ZM226 198V197H225ZM239 198V197H238ZM237 198V199H238ZM34 198L32 197L31 200L33 201V203H36L35 200H33ZM36 199V200H37ZM55 201V198H53ZM58 199V197H57ZM56 199V200H57ZM60 199V197H59ZM62 199V198H61ZM77 199V198H76ZM102 199V198H101ZM107 199H112L111 198H107ZM241 199V200H242ZM259 199V198H258ZM257 199V200H258ZM39 200V199H38ZM37 200V202H38ZM43 200V198H42ZM47 200V199H46ZM45 200V201H46ZM48 200L45 202L48 203ZM67 200V199H66ZM70 200V199H69ZM104 200V199H103ZM113 200V199H112ZM117 200H119V198L117 197ZM136 200V199H135ZM240 200V199H239ZM27 201V202H26ZM53 201L51 204H53ZM58 201V200H57ZM56 201V202H57ZM109 201V200H108ZM231 201V200H230ZM234 201V200H233ZM245 201V200H244ZM56 202H54V205L53 208L55 206L58 205L55 204ZM62 202V201H60ZM107 202V201H106ZM105 202V203H106ZM111 202V201H110ZM115 202V201H114ZM112 202V203H114ZM119 202V201H117ZM115 202V203H117ZM123 202V201H122ZM127 202V200H126ZM131 202V201H130ZM128 201V203H130ZM235 202V201H234ZM237 202V200H236ZM248 202V200H247ZM31 203V202H29ZM50 203V202H49ZM63 203V202H62ZM65 203V202H64ZM105 203H102L103 205H107ZM133 203V201L131 202ZM136 205H137V202H134ZM229 203V202H228ZM231 203V202H230ZM240 203H242L240 201ZM245 203V202H244ZM263 203V202H262ZM5 204V203H4ZM21 204V203H20ZM42 205V203H40ZM44 204V203H43ZM51 204H49V207L51 206ZM99 203H97L98 205ZM120 204L121 201H120ZM119 203H117L116 205H118V207L120 206ZM125 204V203H124ZM127 204V203H126ZM188 204V203H187ZM190 204V202H189ZM206 204V203H205ZM40 205V206H41ZM61 205V203L59 204ZM67 205V204H66ZM96 205V206H97ZM100 205V204H99ZM110 205V204H109ZM134 205V204H133ZM209 205V204H208ZM207 205V206H208ZM246 205V203L244 204ZM243 205V206H244ZM51 206V210L53 209ZM102 207V205H100ZM131 206V205H130ZM152 206V205H151ZM188 206V205H187ZM242 206V207H243ZM46 207H48V204H46ZM61 206L59 207H55L57 210L58 208H60ZM106 206H104L105 208ZM121 207V206H120ZM137 207V206H136ZM38 210H37V209ZM45 208V207H44ZM84 208V207H83ZM103 208V207H102ZM103 208V209H104ZM176 208V209H177ZM34 209H36V211H33L34 213H37V216L36 218L37 219H40L42 218L43 219V216L46 214H42L41 210H39L38 208V204H35V207ZM46 209V208H45ZM48 209V208H47ZM73 209V208H72ZM85 209V208H84ZM141 209V208H140ZM148 209V208H147ZM151 209V208H150ZM60 210H63L60 208ZM59 210V211H60ZM75 210V209H74ZM73 210V211H74ZM100 210V209H99ZM106 210V209H105ZM142 210V209H141ZM49 211V209H48ZM71 211V209H70ZM73 211H72V215H73ZM195 211V210H194ZM193 211V213H194ZM263 211V210H262ZM31 212V211H29ZM28 212V213H29ZM47 212V211H46ZM51 212V214L49 213ZM48 212V215L50 214L51 217H53L54 219V210L52 211H49ZM68 210L66 211V214H67ZM106 212V211H105ZM163 212V211H162ZM192 212V211H191ZM248 212V211H247ZM53 213V214H52ZM56 213V211H55ZM62 213V211H61ZM69 213V212H68ZM86 213V212H85ZM148 213V212H146ZM192 213V214H193ZM255 213V212H254ZM257 213V212H256ZM31 214V213H30ZM33 214V213H32ZM58 214V213H57ZM81 214V213H80ZM79 214V215H80ZM83 214V213H82ZM133 214V213H131ZM130 214V215H131ZM186 214V212H185ZM195 214V213H194ZM193 214V216H194ZM29 215V214H28ZM35 215V214H33ZM46 215V216H48ZM59 215V214H58ZM62 215V214H61ZM69 215V214H68ZM71 215V216H72ZM78 215V216H79ZM85 215V214H84ZM105 215V214H104ZM57 216V215H55ZM71 216H69L68 218H71ZM75 216V215H73ZM198 216V215H197ZM197 216H195V219L193 220H199V219H196L198 218ZM254 216V215H253ZM51 217H49L51 219ZM59 217V216H58ZM57 217V218H58ZM65 217V216H64ZM134 217V216H133ZM213 217V216H212ZM27 218V217H26ZM46 220L49 219L48 217H45ZM60 218V217H59ZM192 218V217H191ZM194 218V217H193ZM34 219V218H33ZM56 219V218H55ZM54 219V220H55ZM65 219H67V217H65ZM210 219V218H208ZM215 219V218H214ZM217 219V218H216ZM222 219V218H221ZM220 219V220H221ZM58 220V219H57ZM56 220V221H57ZM61 220V219H60ZM59 220V221H60ZM70 220V219H69ZM68 220V221H69ZM75 220V219H74ZM223 220V219H222ZM253 220V219H252ZM43 221V220H42ZM41 221V222H42ZM78 221V220H77ZM144 221V220H143ZM40 222V220H39ZM38 222V223H39ZM44 222V221H43ZM42 222V223H43ZM49 222V221H48ZM64 222V220H63ZM67 222V221H65ZM71 222V221H70ZM195 222V221H194ZM206 222V221H205ZM251 222V221H250ZM37 223V224H38ZM53 223V222H52ZM59 223V222H58ZM61 223V222H60ZM196 223V222H195ZM195 223L193 225H195ZM27 224V223H26ZM35 224V223H34ZM33 224V225H34ZM66 224V223H65ZM69 224V223H68ZM76 224V223H75ZM78 224V223H77ZM136 224V223H135ZM32 225V224H31ZM33 225H32V228H33ZM49 225H51V221L49 223ZM55 225V224H54ZM53 225V227H54ZM83 224H81L82 226ZM172 225V224H171ZM178 225V224H177ZM176 225V226H177ZM52 226V225H51ZM49 226V227H51ZM60 226V224H59ZM67 226V225H66ZM73 226V225H71ZM173 227V230L172 231H175L173 232V235L174 234H177L178 237L182 238V239H185L187 238V235L186 234V228L185 225L183 227V224H181V226L179 225V228L176 229V227H174V225H172ZM31 227V226H30ZM36 227V226H34ZM51 227L50 229L54 230V228L58 227L57 224L56 226L53 228ZM76 227V225H75ZM73 227V228H75ZM84 227V226H83ZM107 227V226H106ZM187 227V225H186ZM31 228V229H32ZM38 228V227H37ZM40 228V227H39ZM42 228V227H41ZM127 228V227H126ZM171 228V226H170ZM171 228V229H172ZM189 228V227H188ZM35 229V228H34ZM44 229V228H43ZM48 229V228H47ZM62 229V227H61ZM60 229V230H61ZM69 229V227H68ZM77 229V228H76ZM149 229V228H148ZM158 229V228H157ZM160 229V228H159ZM200 229V227H199ZM59 230V229H58ZM57 230V231H58ZM80 230V229H79ZM84 230V229H83ZM105 230V229H104ZM33 231V229H32ZM48 231V230H46ZM63 231V229H62ZM84 231H87L88 233V230H84ZM106 231V230H105ZM112 231V229H111ZM139 231V230H138ZM143 231V230H142ZM155 231V230H154ZM171 231V232H172ZM44 232V233H43ZM52 232V231H51ZM69 232V231H67ZM67 232H64L63 231V235L67 236V235H70V234H66ZM81 232V231H80ZM79 232V233H80ZM103 232V231H101ZM126 232V231H125ZM163 232V231H162ZM191 232V231H190ZM35 233H39V234H45V231H36ZM47 233V232H46ZM55 233V230L54 232ZM74 233V232H72ZM77 233V236H78V232ZM74 233V234H76ZM111 233H114L113 231ZM122 233V232H121ZM143 233V232H142ZM141 233V234H142ZM165 233V232H164ZM18 234V233H17ZM51 234V233H50ZM57 234V233H56ZM60 234V233H59ZM84 234V232H83ZM90 234V233H88ZM103 234V233H102ZM101 234V235H102ZM140 234V233H139ZM163 234V233H162ZM73 235V234H72ZM85 235V234H84ZM100 235V239L102 236ZM62 236V235H61ZM64 236V237H65ZM76 236V235H75ZM106 236V235H105ZM141 236V235H140ZM170 236V235H169ZM45 237V236H44ZM48 237V236H47ZM71 238L74 237L73 236H70ZM80 236H78L79 238ZM86 237V236H85ZM88 237H91V236H87ZM107 237V236H106ZM146 237V236H145ZM149 237V236H148ZM147 237V238H148ZM159 237V236H158ZM175 237H177L175 235ZM173 237V238H175ZM54 238V237H53ZM69 238V237H68ZM71 238L69 239H66V240H70ZM98 238V237H97ZM97 238L96 240L94 239V242L97 241ZM102 238H105V237H102ZM120 238V237H119ZM132 238V237H131ZM63 239V238H62ZM86 239V238H85ZM91 239V238H90ZM93 239V238H92ZM106 239V238H105ZM122 239V238H121ZM61 240V239H59ZM74 240V239H73ZM76 240V239H75ZM88 240V239H87ZM103 240V239H101ZM112 240V239H111ZM180 240V239H179ZM64 241V239L62 240ZM71 241V240H70ZM81 241V239H80ZM84 241V240H83ZM93 241V240H92ZM105 241V240H104ZM123 241V240H122ZM128 241V240H126ZM168 241V240H167ZM178 241V240H177ZM181 241V240H180ZM184 241V240H183ZM190 241V240H189ZM58 241L56 240V243ZM67 242V241H66ZM65 242V243H66ZM87 242V241H86ZM90 242V241H89ZM102 242V241H100ZM106 242H108V240L106 239ZM105 242V244H107ZM61 243V242H60ZM59 243V244H60ZM72 243V242H71ZM70 243V244H71ZM84 244L85 242H81L80 244ZM116 243V242H115ZM64 244V243H63ZM69 244V245H70ZM76 243L73 242L72 246L75 245ZM86 244V243H85ZM91 242L89 243V246H90ZM93 244V243H92ZM96 245H98L97 243H94ZM102 244V243H101ZM100 244V247L102 248V250H98L97 252L99 253V251H103V246L105 245H101ZM123 244V243H121ZM171 244V243H170ZM66 246L68 244H65ZM117 245V244H116ZM120 244H118L119 246ZM126 245V244H125ZM77 246V245H76ZM75 246V249H74V252L75 254L76 253H80L82 250L86 251L88 249H93V248H97V246H93L92 245V248H88V249H81L79 248V245L78 247ZM83 246V245H82ZM87 246V244L85 245ZM99 246V245H98ZM107 246V245H105ZM121 246V245H120ZM64 247V246H62ZM74 247V246H73ZM98 247V248H100ZM110 247V246H109ZM113 247V246H112ZM179 247V246H178ZM71 248V247H70ZM83 248V247H82ZM85 248V247H84ZM87 248V247H86ZM95 248V249H96ZM106 248V247H105ZM119 248V247H118ZM123 248V247H122ZM125 248V247H124ZM123 248V249H124ZM18 249V248H17ZM107 249V248H106ZM108 249H111V248H108ZM113 249V248H112ZM120 249V248H119ZM121 250V252H123L124 250ZM188 249V248H187ZM211 249V248H210ZM20 250V249H19ZM22 250V249H21ZM61 250V249H60ZM63 250V249H62ZM66 250V249H65ZM70 250V249H69ZM81 250V251H80ZM94 250V249H93ZM183 250V249H182ZM198 250V249H197ZM72 251V250H71ZM119 251V250H117ZM149 251V250H147ZM73 252V253H74ZM89 252V250H88ZM87 252V253H88ZM95 252V251H94ZM100 252V253H101ZM109 252V250H108ZM187 252V251H186ZM191 252V251H190ZM7 253V252H6ZM82 253V252H81ZM96 253V252H95ZM93 253V255L95 254ZM114 254V252H111V254ZM193 253V252H192ZM89 254V253H88ZM106 254V253H105ZM110 254V252H109ZM112 254V255H113ZM191 254V253H190ZM4 255V253H3ZM42 255V254H40ZM46 255V254H44ZM43 255V256H44ZM84 255H85V252H84ZM92 255V254H90ZM87 257L88 259L89 258H92V256ZM100 255V254H99ZM98 255V256H99ZM179 255V254H178ZM73 255H71L72 257ZM87 256V255H85ZM103 256V255H101ZM100 256V257H101ZM110 256V255H109ZM189 256V255H188ZM33 257V256H32ZM37 257V256H36ZM79 259H82V255L79 254ZM104 257V256H103ZM107 257H108V254H107ZM112 257V256H111ZM160 257V256H159ZM198 257V256H197ZM34 258V257H33ZM43 258V257H42ZM50 258V257H49ZM106 258V257H105ZM170 258V257H169ZM58 259V257H57ZM67 259V258H65ZM100 259V258H99ZM108 259V258H107ZM106 259V261H107ZM110 259V258H109ZM113 259V258H112ZM40 260V259H39ZM46 260V259H45ZM56 260V259H54ZM53 260V261H54ZM84 260V259H82ZM93 260V259H92ZM123 260V259H122ZM47 261V260H46ZM57 261V260H56ZM55 261V263H56ZM70 261V260H69ZM98 261V260H97ZM113 261V260H112ZM189 261V260H188ZM195 261V260H194ZM40 262V261H39ZM51 262V261H50ZM65 262V261H64ZM87 262V261H86ZM99 262V261H98ZM170 262V261H169ZM197 262V261H196ZM201 262V261H200ZM36 263V262H35ZM38 263V262H37ZM54 263V262H52ZM51 263V264H52ZM54 263V264H55ZM58 263V262H57ZM56 263V264H57ZM68 263V262H67ZM74 263V262H73ZM80 263V262H79ZM101 263V262H100ZM99 263V264H100ZM102 263H103V260H102ZM106 263V262H105ZM104 263V264H105ZM32 264V263H31ZM38 264H41V263H38ZM46 264H49V263H46ZM64 264V263H63ZM98 264V263H97ZM123 264V263H122ZM130 264V263H129ZM175 264V263H174Z\"/></svg>",
  "mask_w": 264,
  "mask_h": 264
}]
</instances>
